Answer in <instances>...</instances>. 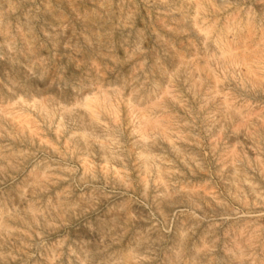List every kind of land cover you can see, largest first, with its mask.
<instances>
[{"label": "clouds", "instance_id": "obj_1", "mask_svg": "<svg viewBox=\"0 0 264 264\" xmlns=\"http://www.w3.org/2000/svg\"><path fill=\"white\" fill-rule=\"evenodd\" d=\"M0 264H264V0H0Z\"/></svg>", "mask_w": 264, "mask_h": 264}]
</instances>
